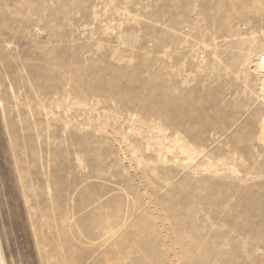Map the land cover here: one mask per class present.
<instances>
[{
  "label": "rangeland",
  "instance_id": "1",
  "mask_svg": "<svg viewBox=\"0 0 264 264\" xmlns=\"http://www.w3.org/2000/svg\"><path fill=\"white\" fill-rule=\"evenodd\" d=\"M263 52L264 0H0L5 264H264Z\"/></svg>",
  "mask_w": 264,
  "mask_h": 264
},
{
  "label": "bare ground",
  "instance_id": "2",
  "mask_svg": "<svg viewBox=\"0 0 264 264\" xmlns=\"http://www.w3.org/2000/svg\"><path fill=\"white\" fill-rule=\"evenodd\" d=\"M257 60H258L257 63L255 62V70L260 72L259 83H258V96H259L260 100H262L264 102V52L261 55H259V58ZM252 63H254V61ZM184 110H185V112L188 111V109H186V108H183V111ZM186 115H188V114H185L184 116H186ZM201 117L202 116H198V118H201ZM196 118L197 117H194L193 120H195ZM185 121H187V120H185ZM0 264H5L3 254H2V250H1V246H0Z\"/></svg>",
  "mask_w": 264,
  "mask_h": 264
}]
</instances>
